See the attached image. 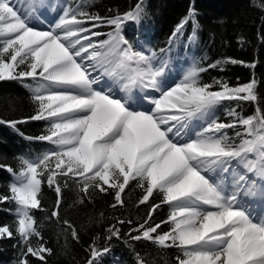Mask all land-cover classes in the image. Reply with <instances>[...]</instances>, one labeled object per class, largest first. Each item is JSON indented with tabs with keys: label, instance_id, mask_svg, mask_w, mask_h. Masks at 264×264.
Instances as JSON below:
<instances>
[{
	"label": "snow or ice",
	"instance_id": "6c2138e0",
	"mask_svg": "<svg viewBox=\"0 0 264 264\" xmlns=\"http://www.w3.org/2000/svg\"><path fill=\"white\" fill-rule=\"evenodd\" d=\"M45 6V0L24 5L0 0V81L30 79L33 83L25 87L35 104L32 115L0 119V124L16 129L28 121L45 122L46 132L28 139L52 146L35 159L20 158L19 170L0 165L14 176L10 195L0 194V203L16 205L15 233L23 247L14 264H30L29 256L46 264L45 253L52 254L33 215V210L45 211L44 184L56 196L46 218L60 222L63 190L70 185L77 191L74 203L91 202L94 192L107 193L113 198L109 207L116 209L125 205L132 182L142 190L137 206L147 205L148 212L126 233L130 240L174 248V264H264L259 82L254 76L236 85L217 78L202 81L209 68L245 62L193 63L169 83L171 45L189 24V40L195 41L200 27L194 7L176 25L169 47L146 52L123 35L128 22H140L145 0L110 16L93 13L88 0H78L62 7L48 30H38L32 20L43 15L39 10ZM257 6L264 10V0ZM103 26L111 30L105 34ZM244 104L252 108L246 115ZM221 110L227 120L218 115ZM154 193L159 203H149ZM161 205L169 208L167 219L150 223ZM115 219L105 229V240L120 239V226L133 224ZM62 223L78 243L76 228L68 220ZM164 224L168 230L158 231ZM13 235L9 226H0V238ZM87 251L86 264H98L109 248L99 247L94 238ZM134 256L135 264H148L140 253Z\"/></svg>",
	"mask_w": 264,
	"mask_h": 264
},
{
	"label": "trees",
	"instance_id": "16d2710c",
	"mask_svg": "<svg viewBox=\"0 0 264 264\" xmlns=\"http://www.w3.org/2000/svg\"><path fill=\"white\" fill-rule=\"evenodd\" d=\"M24 5L25 0H17ZM78 0H45V7L40 11L48 18L51 7L62 8ZM262 0H145V14L139 23L128 22L123 35L136 47L159 50L169 47V37L176 25L187 15L190 7H194L199 22V30L195 41H190L192 26L189 24L184 33L171 45L170 68L172 75L185 71L190 61L198 66L206 67L210 63L225 58L243 61L244 64H224L218 68H209L202 74V81L211 83L213 78L227 81L230 85L248 82L253 76L258 80V94L264 100V10L259 5ZM88 9L101 16H110L115 12H126L134 7L137 0H88ZM112 10L111 12L109 10ZM111 29L101 27L105 34ZM241 39L243 43L241 44ZM255 63L251 68L245 65ZM33 83L30 79L0 81V119L4 121L22 120L34 113L35 104L32 91L25 84ZM228 103V102H226ZM235 104L236 102H231ZM244 114L252 111L248 104L242 105ZM222 119V110L218 112ZM47 130L45 122L28 121L17 124L13 129L8 124H0V165L11 166L19 170L20 158L35 159L52 146L47 142L28 139L36 137ZM14 182L13 174L0 168V194L10 195L9 185ZM63 202L60 209V222L55 218L47 219L53 209L55 193L46 184L42 186L40 195L45 211L33 210L37 227L41 232L45 246L52 249V254L45 253L46 264H86L88 246L95 238L96 244L109 251L98 258V264H135L134 253H140L148 264H174L173 249H161L148 241H132L126 235L130 228L138 226L146 218L147 205H138L142 190L132 182L125 190V205L113 209L109 207L112 196L107 193L94 192L91 202L74 203L77 200L75 185L63 190ZM160 197L154 193L149 203H159ZM14 202L0 203V226H9L14 235L12 238H0V264H14L23 247L15 233ZM104 215L101 216L100 214ZM169 214L167 205L154 213L153 221L159 223L166 220ZM132 220L133 224L121 227V238L113 237L105 240V229L116 223L115 218ZM68 220L79 234V242L72 240L70 230L65 231L62 223ZM119 226V225H118ZM169 225L164 224L158 231H167ZM135 234V233H133ZM33 244L36 238L33 237ZM30 264H45L35 257H28Z\"/></svg>",
	"mask_w": 264,
	"mask_h": 264
},
{
	"label": "rangeland",
	"instance_id": "374dc122",
	"mask_svg": "<svg viewBox=\"0 0 264 264\" xmlns=\"http://www.w3.org/2000/svg\"><path fill=\"white\" fill-rule=\"evenodd\" d=\"M41 10H42V8L39 11H41ZM59 14H62L61 8H57L54 6V7H51L50 11L48 12V16H47L48 18L45 19V17H37V18H34L32 20V23L37 26L38 30H48L50 25L53 24L55 22V20L58 18ZM190 63H191L190 65L183 64L184 67H182V68H186L185 69V71H186L189 67L192 66L193 60H191ZM182 74H183V72L179 73L177 75H171V78L169 79V83H171L172 80L178 81L182 77ZM138 91H139L138 89L135 90L133 94L135 95ZM149 91H151V90H149ZM122 94L123 93H119L117 91V95H122ZM152 94L158 95V93H152ZM145 106H148V105L145 104Z\"/></svg>",
	"mask_w": 264,
	"mask_h": 264
}]
</instances>
